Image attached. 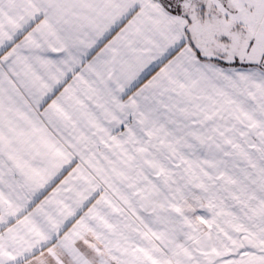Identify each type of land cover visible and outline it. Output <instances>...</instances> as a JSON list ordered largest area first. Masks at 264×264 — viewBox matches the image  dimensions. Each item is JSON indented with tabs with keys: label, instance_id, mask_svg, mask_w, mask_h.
Segmentation results:
<instances>
[{
	"label": "snow or ice",
	"instance_id": "snow-or-ice-1",
	"mask_svg": "<svg viewBox=\"0 0 264 264\" xmlns=\"http://www.w3.org/2000/svg\"><path fill=\"white\" fill-rule=\"evenodd\" d=\"M0 264H264V0H0Z\"/></svg>",
	"mask_w": 264,
	"mask_h": 264
}]
</instances>
